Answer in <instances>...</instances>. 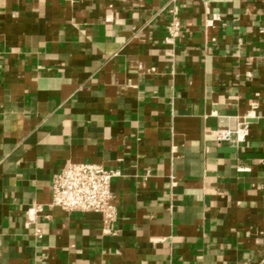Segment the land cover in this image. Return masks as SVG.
<instances>
[{
  "label": "crops",
  "instance_id": "obj_1",
  "mask_svg": "<svg viewBox=\"0 0 264 264\" xmlns=\"http://www.w3.org/2000/svg\"><path fill=\"white\" fill-rule=\"evenodd\" d=\"M70 162L120 170L109 231ZM0 264H264V0H0Z\"/></svg>",
  "mask_w": 264,
  "mask_h": 264
},
{
  "label": "built area",
  "instance_id": "obj_2",
  "mask_svg": "<svg viewBox=\"0 0 264 264\" xmlns=\"http://www.w3.org/2000/svg\"><path fill=\"white\" fill-rule=\"evenodd\" d=\"M175 1V0H174ZM166 41L171 42L181 34L182 24L177 9H172V18L167 25ZM240 135L239 130L230 128L216 131L218 141L233 140V135ZM121 174L117 168H107L101 164L70 162L66 167L54 174L51 182L52 206L65 211H89L103 214L106 222L105 231H109V223L117 216V208L112 203L114 193L112 181ZM41 210V206L29 209L31 218ZM36 235L43 233L37 228Z\"/></svg>",
  "mask_w": 264,
  "mask_h": 264
}]
</instances>
